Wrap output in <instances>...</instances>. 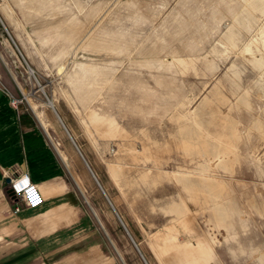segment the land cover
I'll return each mask as SVG.
<instances>
[{
  "label": "rangeland",
  "instance_id": "374dc122",
  "mask_svg": "<svg viewBox=\"0 0 264 264\" xmlns=\"http://www.w3.org/2000/svg\"><path fill=\"white\" fill-rule=\"evenodd\" d=\"M0 94L46 109L81 181L45 209L107 263L264 264V0H0Z\"/></svg>",
  "mask_w": 264,
  "mask_h": 264
},
{
  "label": "crops",
  "instance_id": "0c3cea01",
  "mask_svg": "<svg viewBox=\"0 0 264 264\" xmlns=\"http://www.w3.org/2000/svg\"><path fill=\"white\" fill-rule=\"evenodd\" d=\"M49 102L50 105H47L53 109L88 172L96 178L54 104L50 100ZM27 105L32 114L25 108H14L8 99L0 94V264H106L109 258L101 250L100 242L94 238L90 220L81 221L77 218L57 226L53 218L69 220L75 210L73 206L64 201L45 209L47 201L69 194L61 164L72 179L73 175L79 180L80 178L68 162L46 109L38 107L37 103H32V108ZM16 171L27 172L45 197V204L37 210H32L39 212L38 217L27 216V212L31 211L27 209L15 215L11 213L12 203L6 192V180ZM111 207L113 209V206ZM113 211L116 213L114 209ZM75 226H80L86 231L77 234V230L69 229ZM57 241L66 244L87 242L89 245L80 250L65 251L57 256L54 246ZM193 250V247H186L179 250V254L190 255ZM157 257L160 258L158 254Z\"/></svg>",
  "mask_w": 264,
  "mask_h": 264
},
{
  "label": "built area",
  "instance_id": "2783aa9c",
  "mask_svg": "<svg viewBox=\"0 0 264 264\" xmlns=\"http://www.w3.org/2000/svg\"><path fill=\"white\" fill-rule=\"evenodd\" d=\"M17 103L16 100H11L14 108L18 107ZM8 178L7 188L10 193L7 195L12 203V214H18L23 209L37 210L45 204L46 200L40 188L31 181L27 172L16 171Z\"/></svg>",
  "mask_w": 264,
  "mask_h": 264
},
{
  "label": "bare ground",
  "instance_id": "6f19581e",
  "mask_svg": "<svg viewBox=\"0 0 264 264\" xmlns=\"http://www.w3.org/2000/svg\"><path fill=\"white\" fill-rule=\"evenodd\" d=\"M255 46H256V45H255ZM247 50H249V49H248V48H246V51H247ZM178 63H179V62H178ZM181 64H182V63H181ZM181 64H180V65H181ZM182 67H183V66H182ZM30 71H32V70H30ZM32 94H34V91L32 92ZM32 94H31V95H32ZM45 99H46V102H47V104H48V105H50V102H49V100H48L47 98H45ZM37 108H38V107H37ZM36 112H38V110H37V109H36ZM92 172H93V171H92ZM93 174H94V173H93ZM93 177H94V176H93ZM94 179L96 180V178H95V177H94ZM97 183H98V182H97ZM102 189H103V188H102ZM107 197H108V196H106V198H107ZM110 205H111V203H110ZM113 209H114V208H113ZM114 210H115V209H114Z\"/></svg>",
  "mask_w": 264,
  "mask_h": 264
},
{
  "label": "trees",
  "instance_id": "16d2710c",
  "mask_svg": "<svg viewBox=\"0 0 264 264\" xmlns=\"http://www.w3.org/2000/svg\"><path fill=\"white\" fill-rule=\"evenodd\" d=\"M6 192H7V194L9 193V190H8L7 186H6Z\"/></svg>",
  "mask_w": 264,
  "mask_h": 264
},
{
  "label": "water",
  "instance_id": "95a60500",
  "mask_svg": "<svg viewBox=\"0 0 264 264\" xmlns=\"http://www.w3.org/2000/svg\"><path fill=\"white\" fill-rule=\"evenodd\" d=\"M9 182V178L6 180V183H8ZM9 193H10V191H9Z\"/></svg>",
  "mask_w": 264,
  "mask_h": 264
}]
</instances>
